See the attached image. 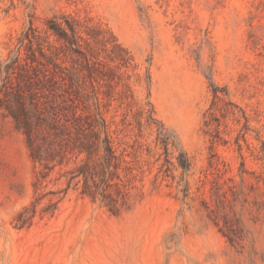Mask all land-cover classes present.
Masks as SVG:
<instances>
[{
  "label": "rangeland",
  "instance_id": "1",
  "mask_svg": "<svg viewBox=\"0 0 264 264\" xmlns=\"http://www.w3.org/2000/svg\"><path fill=\"white\" fill-rule=\"evenodd\" d=\"M0 264H264V0H0Z\"/></svg>",
  "mask_w": 264,
  "mask_h": 264
},
{
  "label": "trees",
  "instance_id": "2",
  "mask_svg": "<svg viewBox=\"0 0 264 264\" xmlns=\"http://www.w3.org/2000/svg\"><path fill=\"white\" fill-rule=\"evenodd\" d=\"M58 26V24H57ZM70 26V30L73 35L76 34V30L72 25ZM55 31V34L58 35L60 38L65 40H70L69 34L67 31L61 29H53ZM120 60L126 61L125 57H121ZM13 64L17 63L15 60L12 62ZM13 67V65H8L7 69L10 70ZM33 67V66H31ZM16 93H14V102L11 105H6V109L8 111V115L11 116L18 128L23 130L25 135L27 136L28 142L30 146H34L35 144V138L36 133L39 130V123H40V117H39V105L35 101H32L30 103L31 107L27 106L26 103V96L24 95L23 89L15 90ZM105 127V125H104ZM106 128V127H105ZM159 138H161L165 150L168 152L170 148V135L168 132L166 133V129L164 126L161 125L158 131ZM95 141H93L89 147L88 152L94 153L95 151L103 150L107 155H110L111 157L115 158V151L112 146V142L110 141V138L106 135L103 140L100 138V131L95 132ZM190 165H188L189 167ZM188 167H185L188 169Z\"/></svg>",
  "mask_w": 264,
  "mask_h": 264
}]
</instances>
